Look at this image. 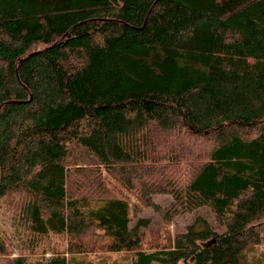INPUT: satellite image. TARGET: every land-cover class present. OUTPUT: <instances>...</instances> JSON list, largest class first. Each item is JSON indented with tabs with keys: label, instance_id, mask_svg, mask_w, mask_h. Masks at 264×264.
Here are the masks:
<instances>
[{
	"label": "trees",
	"instance_id": "1",
	"mask_svg": "<svg viewBox=\"0 0 264 264\" xmlns=\"http://www.w3.org/2000/svg\"><path fill=\"white\" fill-rule=\"evenodd\" d=\"M1 208L0 264H237L264 229V0H0Z\"/></svg>",
	"mask_w": 264,
	"mask_h": 264
},
{
	"label": "rangeland",
	"instance_id": "2",
	"mask_svg": "<svg viewBox=\"0 0 264 264\" xmlns=\"http://www.w3.org/2000/svg\"><path fill=\"white\" fill-rule=\"evenodd\" d=\"M67 157L68 161L71 162V166H76L81 171V176L84 180L89 181L96 173L97 167L100 166L96 161V157L87 152L79 143L76 141L67 143ZM68 193L70 195L78 196L82 192L78 191L75 187V184L72 180V175L68 178L65 185ZM153 199L155 202H160L162 204L168 203L171 199L169 194H154ZM204 219L212 224V215L209 209L204 208L202 212ZM140 216L150 219L149 226H156L161 222L160 214L153 210L151 206L146 207L140 213ZM135 223L132 224V226ZM10 225V219L8 213L2 208L0 209V232L11 234L12 229ZM13 254H16L14 252ZM49 256V255H47ZM76 256L78 260L75 261ZM83 256V257H82ZM73 255L69 258V264H130L133 256L132 253L128 252L127 254L121 253H95L89 255ZM238 263L237 264H264V229L261 231V239L258 243L248 244L239 254H238Z\"/></svg>",
	"mask_w": 264,
	"mask_h": 264
},
{
	"label": "water",
	"instance_id": "3",
	"mask_svg": "<svg viewBox=\"0 0 264 264\" xmlns=\"http://www.w3.org/2000/svg\"><path fill=\"white\" fill-rule=\"evenodd\" d=\"M32 54H33V52L28 53L24 58H21V59L19 60V63H20L23 59H26L29 55H32Z\"/></svg>",
	"mask_w": 264,
	"mask_h": 264
},
{
	"label": "crops",
	"instance_id": "4",
	"mask_svg": "<svg viewBox=\"0 0 264 264\" xmlns=\"http://www.w3.org/2000/svg\"><path fill=\"white\" fill-rule=\"evenodd\" d=\"M70 257V256H69ZM70 259V258H69Z\"/></svg>",
	"mask_w": 264,
	"mask_h": 264
}]
</instances>
